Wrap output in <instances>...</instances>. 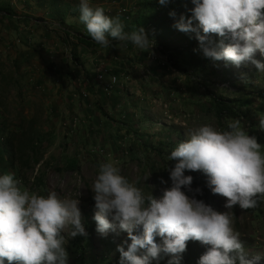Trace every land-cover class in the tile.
Returning <instances> with one entry per match:
<instances>
[{"label": "rangeland", "instance_id": "1", "mask_svg": "<svg viewBox=\"0 0 264 264\" xmlns=\"http://www.w3.org/2000/svg\"><path fill=\"white\" fill-rule=\"evenodd\" d=\"M65 1L79 4V0ZM104 2L90 0L91 5L104 7L106 15L111 17L118 16L124 8L134 10L135 5V0ZM181 2L177 6L181 10L194 7L192 0ZM47 3L38 0H0V7L10 6L16 14L13 18L0 15V63L5 64L0 65V76L14 70L12 61L17 53L30 52L33 55L30 65L25 66L30 74L22 80L24 100L18 97L13 85L9 87L2 83L0 92L6 100L4 106H0V111L8 121L21 112L28 119L37 117L39 122L41 141L38 144V156L41 160L33 169L23 168V186L38 192L34 176L44 172L49 191L55 190L62 196L79 197L81 201L87 235L71 237L70 229L65 230L69 264L80 263L78 243L85 244L87 240L92 244V247L87 248L90 252L89 264H94V260L98 264H112L116 258L120 260L118 246L124 244L125 240L128 244L131 241L127 233L122 231L109 232L104 236L95 229L91 236L88 235L90 226L96 223L93 219L95 201L91 186L99 174L100 164L111 157L120 167L121 174L130 182H138L146 194L160 197L163 190L169 187V183H161L163 164L143 145L161 147L168 153L177 146L180 135L186 141L190 132L202 125L217 127L213 115L207 114L204 97L209 92L221 93L229 98L248 95L252 102L250 113L259 123L260 114L256 109L261 99L257 96L264 91V72L251 63L236 67L230 61L213 62L205 58L195 33L175 29V20L172 18L169 20L172 30L167 38H161L156 33L150 36L155 39V47L147 52L146 57L154 61L152 66L141 60L144 54H138L142 51L129 41L121 43L112 40L111 46L101 52L104 63L118 61L128 68L123 72L115 64L114 70L120 71L116 73L121 80L113 90L106 91V82L97 81L100 66L92 63V53L97 51L83 45L78 49L75 47L77 35L90 37L86 25L73 13L67 15L64 25L61 24L50 13ZM178 8L169 6V13L176 12ZM176 14L178 19V12ZM2 15L5 14L2 12ZM36 18L42 20L36 21ZM159 46L164 47L166 55L162 53V59L153 60L150 54L161 55ZM75 51L84 56V67L91 74L88 83L83 67L77 68L72 59ZM169 54L173 57L168 59ZM254 59L264 63V55L259 51ZM136 65L138 68L134 71H138V74L131 71V67ZM69 69L76 71L73 78L68 80L65 74ZM76 77L81 80H75L78 79ZM221 83H228L231 88L224 89ZM250 125L245 119L242 122L249 134L257 136L258 133ZM258 140L263 144L264 138L258 137ZM1 143L3 141H0V146ZM71 159L79 162L80 170L56 169V166L63 167L66 160ZM153 161L158 163L156 167H160L157 175L151 171ZM8 172L14 173L19 179L14 169L5 171ZM227 210L224 207V211ZM231 212L234 228L240 234L246 253L253 259L258 257L259 261L263 260L264 210L254 216L242 210L235 213L231 209ZM124 247L127 250V244Z\"/></svg>", "mask_w": 264, "mask_h": 264}, {"label": "clouds", "instance_id": "2", "mask_svg": "<svg viewBox=\"0 0 264 264\" xmlns=\"http://www.w3.org/2000/svg\"><path fill=\"white\" fill-rule=\"evenodd\" d=\"M158 2L165 6L170 0ZM192 4L191 16L176 19L175 11L169 15L175 19V29L195 33L205 58L230 61L236 67L251 63L264 72V63L254 59L258 51L264 55V0H192ZM79 10L88 34L104 48L112 40L129 41L144 52L155 47L154 37L143 27L125 32L119 16L106 15L104 7H93L90 0H79ZM259 128L264 130V118ZM262 148L240 119H230L224 129L202 125L168 156V161L177 162L170 169L171 187L160 197L130 182L109 157L100 164L91 186L97 232L127 233L131 243L125 240L127 250L124 244L118 246L120 264H151L161 254L171 257L168 264H181L189 241L209 246L198 264H256L258 257L247 258L231 209L255 208L264 202ZM186 170L202 171L207 188L226 198L228 210L217 211L190 196L202 190H193L194 178L185 175ZM161 183L167 182L161 179ZM80 203L79 197L55 190L46 195L30 191L14 173L0 175V264H69L65 230L70 229L71 237L87 235Z\"/></svg>", "mask_w": 264, "mask_h": 264}, {"label": "trees", "instance_id": "3", "mask_svg": "<svg viewBox=\"0 0 264 264\" xmlns=\"http://www.w3.org/2000/svg\"><path fill=\"white\" fill-rule=\"evenodd\" d=\"M39 2H48V9L50 13L57 17L59 22L61 24H65V19L69 13L76 14L80 17V10H79V4H73L70 1L65 0H38ZM169 2L170 6L174 5V7L178 8V4L182 0H170ZM173 1V2H172ZM182 3V2H181ZM162 7V8H161ZM162 5L159 4L158 0H135V5L132 9L124 8L122 13H119V18L124 24V31L127 33H130L131 31L143 27L151 36L155 33L158 34L161 38H167L169 36L170 31L172 28L169 26L168 23V17H164L161 15L163 12ZM193 6L187 7L186 9H177L176 12H178V18L181 14L186 16H191V12L189 9H192ZM3 14L5 15H2ZM160 14V15H159ZM0 15L6 18H13L16 16V14L13 12L10 6H3L0 7ZM177 17V16H176ZM28 20V19H27ZM36 21L42 20V19H34ZM60 24V25H61ZM155 26L156 30L154 32H151V27ZM218 40L219 37H216ZM76 39L78 40V43H81L88 47L93 48H102L107 49L99 44H97L91 37H85L77 35ZM113 42H116L113 40ZM120 42V41H117ZM25 43L27 44V41L25 40ZM123 43V42H121ZM225 43H228V41H225ZM111 46V45H110ZM75 47H77V44H75ZM109 48V47H108ZM142 53V52H141ZM146 56V55H144ZM143 56V57H144ZM33 55H31L30 52L25 53H17L14 57L12 63L14 65V70L10 72L8 75L0 76V88L2 83H6L7 86H14L17 90L18 97L22 100H24V85L22 84V80L27 78V76L30 74L29 69H26L25 66L28 67L31 63V58ZM173 57V55H168V59ZM72 59L74 61L79 60V55L75 51L72 55ZM77 62V61H76ZM78 63V62H77ZM172 63L175 64L173 61ZM79 64V63H78ZM0 65H5L3 63H0ZM132 66V65H131ZM25 67L24 71L22 69ZM84 68V67H83ZM125 68H127L125 66ZM87 74L90 73L89 70H86ZM227 73L228 71L225 70ZM66 79L73 78V70L69 69L65 74ZM91 80V79H90ZM10 82V83H9ZM234 84V82H233ZM230 88V85L228 86ZM227 86L223 87L224 89H228ZM91 88L94 90L95 87L91 86ZM96 91V90H95ZM205 94V93H204ZM207 102V114H212L215 118V125L218 128L224 129L226 128L227 122L230 119H240L241 122L247 120L249 123H251V129L255 130L258 134L257 137L264 138L263 131L259 128V123L254 119V117L251 115V100L248 95L244 97H235V98H229L221 93H206L205 97ZM257 98L261 99V103L256 109V112H258L260 115V119L264 117V91L260 92ZM6 100L0 92V106H4V103ZM245 108L243 111L242 109ZM247 109V111H246ZM207 115V116H208ZM247 118H246V117ZM2 117V118H1ZM0 141H3L0 146V172L5 173L8 169H14L19 179L25 180V175L23 173V168H32L35 164H38L40 162V157L38 156L40 152L39 148V142L41 141L40 137V126L37 117H31L28 119L26 115L23 113H17L15 118H13L11 121H8L6 119L3 112L0 111ZM184 142L182 136L179 137V142ZM264 145V142L263 144ZM144 149L147 152H152L154 155L158 157L160 162H162L163 167H161L162 173L161 178L169 183V187H171V179H170V169L174 168L175 163L177 161H168V156L170 155L171 151L174 150L172 148L169 150L168 153L164 151L161 147H147L146 144L143 145ZM263 149V148H262ZM149 158V157H148ZM148 164H150L148 162ZM157 162H152L151 171L154 173V175H157L159 168L156 167ZM56 169L58 170H80V165L77 160H66L65 165L62 166H56ZM185 175H191L193 176V184L192 188L193 190L200 188L202 190V194L200 193H188L190 196L195 195L197 199L203 200L206 204L210 205L217 211H224V203L226 201V198L220 196V195H214L211 193V191L206 186V180L207 177L202 171H187L185 172ZM34 183L36 185V188L38 190V193L42 195H46L48 190V182L46 179V173L40 172L39 175L34 176ZM137 186L139 187L140 183L136 182ZM155 196V195H154ZM244 211L250 216H254L256 213L261 212L264 210V202H261L258 204L255 208H249V209H241L238 205L234 206L232 208V211L235 213H238L239 211ZM97 228L96 223L90 226V232L89 236L92 235L93 231ZM157 243L161 242V238L157 237ZM82 242V240H79ZM88 242V243H87ZM85 244L78 243L80 255H79V264H89L91 262L90 256L87 248H90L91 241L87 240ZM85 246V247H84ZM92 247V246H91ZM207 245H203L199 241H189L187 244L186 251L182 254L181 264H198L199 258L208 250ZM70 257V256H69ZM248 259H253L248 256ZM169 259H171L170 256H165L161 254V258L159 260H153L151 264H168ZM7 264V262H6ZM94 264L95 263L94 260ZM112 264H120V260L116 258V261ZM256 264H264L263 260H257Z\"/></svg>", "mask_w": 264, "mask_h": 264}, {"label": "crops", "instance_id": "4", "mask_svg": "<svg viewBox=\"0 0 264 264\" xmlns=\"http://www.w3.org/2000/svg\"><path fill=\"white\" fill-rule=\"evenodd\" d=\"M101 1H104V0H101ZM110 1H113V0H110ZM171 2V1H170ZM173 2V1H172ZM104 3H109V0H105V2ZM110 3H112V2H110ZM102 4H103V2H102ZM114 4V3H113ZM171 4V3H170ZM170 4L168 3L167 5H165L164 7H163V12L161 13V15H163L164 17H168V23H169V20H171L173 17H170L169 18V6H170ZM92 6H96V5H92ZM171 6H174V5H171ZM162 8V7H161ZM105 12H106V10H105ZM160 15V14H159ZM175 20V19H174ZM28 33H29V30L27 31ZM27 32L25 31V33L27 34ZM76 44H77V49L79 48V47H81L83 44H81V43H78V41L76 40ZM119 44H121V43H119ZM83 46H85V45H83ZM90 49H92V50H96L97 51V53H92V63H93V65H95V66H100V69H98L99 70V73L101 72V71H103L104 69H106V70H108L109 72L107 73V75L105 76L106 77V80L110 77V75L111 74H117L116 72H120V71H115L114 69H115V64H117V66L119 67V68H121L122 70H123V72H125L126 70H125V68H124V66L123 65H121L118 61H114V63L113 64H111V63H104L103 61V55H102V53L101 52H103L104 51V49H102V48H93V47H91ZM96 51H94V52H96ZM78 52H79V50H78ZM142 53L144 54V55H146L147 54V52H144V51H142ZM142 53H138V54H142ZM83 57L84 56H82V54L81 53H79V60H76V61H74L75 62V65L77 66V68H80V67H84V66H86L85 65V62H84V60L85 59H83ZM145 58V59H144ZM158 59V58H157ZM141 60H143V62H145L148 66H152V64L154 63V61H150V60H148L147 59V57L145 56V57H141ZM146 60V61H145ZM153 60H156V59H153ZM165 63H167V61L165 60L164 61ZM155 64V63H154ZM53 67L55 68V64H53ZM86 67H84L83 69H84V72H85V74H86V82L88 83L89 81H90V77H91V74L89 73V74H87V72H86V70L87 69H85ZM137 68H138V65H136V66H134V67H131V71L132 72H134L135 74H138L139 72L138 71H134V70H137ZM126 69H128V68H126ZM89 70V69H88ZM150 70H152V69H150ZM76 71V70H75ZM75 71L73 70V73H75ZM154 71V70H153ZM125 74V73H124ZM76 78H78V77H76ZM75 80H81L80 78H78V79H75ZM146 87H144L143 89H145ZM138 92H136V96H138V94H137Z\"/></svg>", "mask_w": 264, "mask_h": 264}, {"label": "built area", "instance_id": "5", "mask_svg": "<svg viewBox=\"0 0 264 264\" xmlns=\"http://www.w3.org/2000/svg\"><path fill=\"white\" fill-rule=\"evenodd\" d=\"M155 30H156V27L155 26H152L151 27V32H154ZM158 49H159V53H161V55L159 56V54H156V53L150 54V56H151L152 59H157V58L162 59V53L164 55H166L165 51L163 50L164 49L163 46H159ZM108 72L109 71L106 70V69H104L103 71H101L99 73L98 77H97V81L99 83L106 82V84H105V90L106 91H111V90L114 89V87H116L120 83L121 78L119 79V76L117 74H111L110 75V78L106 81V77L105 76L107 75ZM113 78H114V80H113ZM220 86H222V87L227 86L228 87L229 84L228 83H221Z\"/></svg>", "mask_w": 264, "mask_h": 264}]
</instances>
